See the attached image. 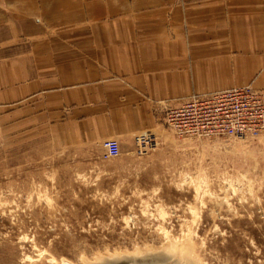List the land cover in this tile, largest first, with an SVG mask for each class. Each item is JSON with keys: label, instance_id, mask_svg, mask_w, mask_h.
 Here are the masks:
<instances>
[{"label": "crops", "instance_id": "obj_1", "mask_svg": "<svg viewBox=\"0 0 264 264\" xmlns=\"http://www.w3.org/2000/svg\"><path fill=\"white\" fill-rule=\"evenodd\" d=\"M264 92V0H0V133L60 147L164 131L168 108Z\"/></svg>", "mask_w": 264, "mask_h": 264}, {"label": "rangeland", "instance_id": "obj_2", "mask_svg": "<svg viewBox=\"0 0 264 264\" xmlns=\"http://www.w3.org/2000/svg\"><path fill=\"white\" fill-rule=\"evenodd\" d=\"M164 128L108 159L0 133V264H264V134Z\"/></svg>", "mask_w": 264, "mask_h": 264}, {"label": "built area", "instance_id": "obj_3", "mask_svg": "<svg viewBox=\"0 0 264 264\" xmlns=\"http://www.w3.org/2000/svg\"><path fill=\"white\" fill-rule=\"evenodd\" d=\"M164 123L179 136L204 138H257L264 134V94L249 86L233 87L210 96H192L189 101L168 108ZM156 134L146 132L135 136V153L146 155L156 144ZM104 158L120 155L115 138L103 141Z\"/></svg>", "mask_w": 264, "mask_h": 264}]
</instances>
